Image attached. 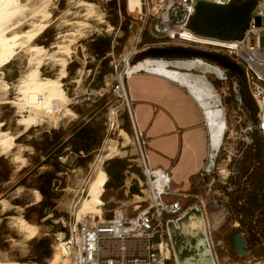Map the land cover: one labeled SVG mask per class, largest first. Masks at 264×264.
<instances>
[{
    "label": "rangeland",
    "instance_id": "1",
    "mask_svg": "<svg viewBox=\"0 0 264 264\" xmlns=\"http://www.w3.org/2000/svg\"><path fill=\"white\" fill-rule=\"evenodd\" d=\"M81 1L94 4L96 15L102 17L104 23L96 21L97 16L88 19L84 16L85 11L76 8L71 0H57L51 7L50 28L36 42V45L49 49L50 55L52 53L56 59L67 58L56 54V47L61 45L72 50L66 69L67 78L61 81L68 97L67 109L64 107L55 115L57 122L52 118H42L43 121L25 131L18 121L22 116L30 115L29 104L36 102L38 96L32 94L28 97L30 100L25 98L22 101L25 112L12 103L23 98L18 94L19 84L35 69V65H30L28 45L19 36L33 30V23L39 20L30 19L14 32L19 38L20 49L0 71L3 83L0 84V124H3L2 130L16 140L13 151L2 153L0 150V264H52L59 254L63 257L57 236L64 234L66 226L77 215L94 216L92 209H95L102 212L103 220H108L113 210L121 208L132 212L134 207L130 204L133 197L128 187L137 186L138 178L143 177L138 166L139 134L130 121L126 101L115 95L114 88L129 54L142 49L150 41L144 32L142 43L138 45L143 28L138 19L141 3L135 2L139 0ZM23 2L32 7L38 6L41 0ZM66 34L73 35L67 39L59 38ZM261 46L264 50V33L261 34ZM179 58L177 60L192 59ZM56 59L44 60L43 78H59L62 69ZM145 60L131 66L129 74L141 71L140 64ZM201 60L208 65L213 64ZM224 76L223 71L219 78ZM210 77L215 79L214 75ZM4 82L10 88L8 91ZM220 87L226 90L227 84H220ZM222 97L227 105V120L234 124L233 142L225 140L227 152L222 150L220 155L218 165L221 173L216 170L217 182L213 190L208 195L204 193L203 199L185 200H188L187 207L198 204L201 210H188L182 216L194 212L203 215L210 252L201 249V255H198L188 245V237L177 231L170 245L179 264H264V236L259 232L260 242L251 241L250 237L251 226L264 227V207L255 212V217L249 218L244 214V224L240 223L238 215H231L228 209L232 198L221 189L224 185L233 188L246 182L260 184V178L264 177V147L253 150L257 161L253 176L231 183L228 163L223 160L227 153L233 159L242 153L246 125L234 112L230 97L224 93ZM68 109L72 116H65ZM255 116L252 109V119ZM242 117L250 121L248 115L242 114ZM113 147L119 151L108 157ZM109 165L116 166V169L124 168L125 180L119 189L115 187L114 177L104 173ZM100 174L101 179L96 183ZM206 180L199 178L198 186L203 187ZM107 182L111 183L108 188L105 187ZM36 192L41 195L40 200H37ZM252 192L250 185L246 191L235 194L238 206H248ZM20 221L38 229L34 239L21 232ZM191 241L195 246L198 240ZM62 260V263L70 264L64 257Z\"/></svg>",
    "mask_w": 264,
    "mask_h": 264
},
{
    "label": "built area",
    "instance_id": "2",
    "mask_svg": "<svg viewBox=\"0 0 264 264\" xmlns=\"http://www.w3.org/2000/svg\"><path fill=\"white\" fill-rule=\"evenodd\" d=\"M247 1L249 0H141L138 19L143 28L138 45L142 43L144 32L150 41L145 43L142 49L129 54L114 88L115 95L126 101L130 121L139 133L138 166L143 175L137 182L139 193L132 196L130 202L134 206L132 212L120 208L113 210L112 217L108 220L89 214L81 217L77 215L69 222L64 237L61 239L57 236V241L62 256L70 264H179L175 250L170 245L172 241L169 227L175 221H179L188 210H201L198 204L187 207L188 200H185L203 199L204 193L208 195L216 185V170L221 173L219 157L213 170L201 174L202 179H207L203 187H199L194 194L177 195L172 192V179L169 173L150 167L146 143L138 131L127 88V81L131 76L129 69L131 66L135 67L132 62L136 55L161 48L193 49L225 57L241 69L243 75L210 61L214 66L223 69L224 78L215 77L223 85L227 84V92L230 93L229 87L232 84L236 86L250 119L244 120L241 112L233 108L236 115H240V122L246 127L243 130L245 136L242 153L234 159L227 153L226 159L223 160L228 163V179L231 183L232 180H246L254 172L257 165L253 156L255 138L264 139V50L261 46V34L264 33V0H255V7L246 25L243 26L242 35L238 38L220 40L199 35L192 29L200 5L230 8ZM201 39H205L207 43H200ZM217 41H224L229 45L217 46ZM194 59L197 60V58L190 60ZM222 90L225 95L232 98L229 93L226 94L225 88ZM252 109L256 112L255 119H252ZM233 132L234 124L228 122L222 146V150L226 152L225 140L232 143ZM238 187L227 188L232 191ZM201 203L205 208L203 201Z\"/></svg>",
    "mask_w": 264,
    "mask_h": 264
},
{
    "label": "crops",
    "instance_id": "3",
    "mask_svg": "<svg viewBox=\"0 0 264 264\" xmlns=\"http://www.w3.org/2000/svg\"><path fill=\"white\" fill-rule=\"evenodd\" d=\"M140 69L127 88L148 163L169 173L172 192L194 194L201 174L215 167L228 129L222 83L210 77L223 71L201 59H147Z\"/></svg>",
    "mask_w": 264,
    "mask_h": 264
},
{
    "label": "bare ground",
    "instance_id": "4",
    "mask_svg": "<svg viewBox=\"0 0 264 264\" xmlns=\"http://www.w3.org/2000/svg\"><path fill=\"white\" fill-rule=\"evenodd\" d=\"M54 1L57 0H41L38 6L30 7L29 3H24L23 0H0V71L10 63L16 52L20 49L18 46L19 38L22 39L26 45H28V53L31 56L30 65H35V69L30 71V73L27 74V76L19 84L18 94L21 96V98H23L19 99V101H16V103L12 102L15 106H18L23 112H25V104H23L22 101H24L25 98L30 100L28 97L32 94H36L38 96V100L36 99V102L32 101L33 103L29 104L30 115L22 116L18 121V125L23 127L25 131H28L36 124H39L40 121H43L42 118H52V120L56 121L57 118L55 115L59 114L68 103V97L62 87L63 85L61 81L67 78L66 69L68 66V59L71 58L72 55V50H70L69 47H62L61 45L56 48L54 47L55 49H58L56 54H62L67 57L65 59H56L52 53L50 55L51 51L49 49L36 45L37 40H39L50 28V22L48 20L50 19V11ZM135 2L141 3V0ZM71 4H75L76 8L83 9L85 11L84 16H86L88 19L93 17L96 18L97 15L94 4L81 0H71ZM29 16L31 17L29 18ZM30 19H36L39 21L38 23H33V30H29L28 32L20 34L18 38L14 32L20 29L24 24L28 23ZM96 21H98L100 24L104 23L103 18L99 16H97ZM71 35L73 34L62 35L59 38L67 39ZM201 40L202 41H200V43H207L205 42V39ZM224 44L227 45L228 43L224 41H217V46H224ZM49 59H56L57 63L62 69L60 73L61 75L58 79H47L41 76V69L44 66V60ZM130 70L131 67L129 72ZM1 83L2 81L0 80V84ZM4 85H6L5 82ZM6 86V90L8 91L9 86ZM229 91V95H231L233 99L234 110L239 111L241 114L247 116V113L245 112L246 109L241 102L240 95L237 92V88L234 86V84L229 87ZM9 103L10 102H6V104ZM72 114L73 113L68 109L65 116H72ZM2 127L3 124H0V150H2V153L11 152L16 146L15 137L11 136L10 133L3 131ZM123 134L125 137L127 136L125 132H123ZM118 151L119 150L116 149V147L110 148V154L108 157L117 154ZM100 179L101 174L98 176L96 183ZM36 197L37 200H40L41 195L36 192ZM92 211L95 213L94 216L101 217V211L95 209H92ZM19 228L21 232L28 235L29 239H34L37 235L38 229L24 221H20ZM177 231H180L182 234L188 237V245L195 249L198 255H201V249L206 250L208 253L210 252L205 221L202 214L194 212L190 215L182 217L179 221H175L174 224L169 227L170 238L173 239L176 236ZM58 236L62 239L64 234L60 233ZM191 240H198L197 244L194 246L191 243ZM59 255L52 264H65V262L62 263L63 257Z\"/></svg>",
    "mask_w": 264,
    "mask_h": 264
},
{
    "label": "water",
    "instance_id": "5",
    "mask_svg": "<svg viewBox=\"0 0 264 264\" xmlns=\"http://www.w3.org/2000/svg\"><path fill=\"white\" fill-rule=\"evenodd\" d=\"M255 3V0H249L241 5L232 6L230 8L213 5H200L197 9L194 26L206 29L229 27L231 32L240 31L241 28L246 25L255 7ZM231 32H223L219 35H231ZM147 53L157 59H167L172 57L201 58L211 62H215L227 70L243 75L241 69L231 63L227 58L217 54L180 48L152 49Z\"/></svg>",
    "mask_w": 264,
    "mask_h": 264
},
{
    "label": "trees",
    "instance_id": "6",
    "mask_svg": "<svg viewBox=\"0 0 264 264\" xmlns=\"http://www.w3.org/2000/svg\"><path fill=\"white\" fill-rule=\"evenodd\" d=\"M192 29L195 33L202 35V36L215 37L220 40H232L242 35V31L244 27H242L240 31H235L231 35H226V36H221L219 34H213L210 32H204L200 29V27H196L194 25ZM150 57L152 56H150L147 52L140 54L139 56L136 57L135 60H133L132 65H136L138 62L143 61L146 58H150ZM177 59H180V58L179 57L167 58V60H177ZM263 147H264V139L255 138V148L262 149ZM104 173L105 175H108L110 178L114 177V179L116 180V185H115L116 189H119L123 186L125 178H124V168L122 166H120L119 169H116V166L109 165L106 167ZM253 174L254 172L250 174L248 177L249 178L252 177ZM263 180H264V177L260 178V184H254L252 182H249V183L246 182L245 184L242 183L243 186H239L237 189H234L232 191H229L227 187H222L224 193L227 194L230 198H232V201L228 206L229 212L231 213V215L236 213L239 217L238 220L240 223L244 224V217H243L244 214L249 218L255 217V212L259 211V209L261 210L264 207V182ZM250 185H251V188L253 189V192L248 199V204H247L248 206L246 205L238 206L237 198L236 199L234 198L235 194L246 191V189H248ZM110 186H111V183L107 182L105 187L108 188ZM130 191L132 195H137L139 193V190L137 186L135 185L131 186ZM111 217H112V214L108 216V219H110ZM259 232H261L262 235L264 236V227L263 228L259 226L250 227L251 241L255 240L256 242H260L258 238V235L260 234ZM45 257L48 258L50 257V255H46Z\"/></svg>",
    "mask_w": 264,
    "mask_h": 264
},
{
    "label": "flooded vegetation",
    "instance_id": "7",
    "mask_svg": "<svg viewBox=\"0 0 264 264\" xmlns=\"http://www.w3.org/2000/svg\"><path fill=\"white\" fill-rule=\"evenodd\" d=\"M200 29L204 32H210V33H213V34H220V33H229L231 32L230 28L229 27H221V28H214V29H206V28H202L200 27ZM233 33V32H231ZM189 50H193V49H189ZM193 51H197V50H193Z\"/></svg>",
    "mask_w": 264,
    "mask_h": 264
}]
</instances>
